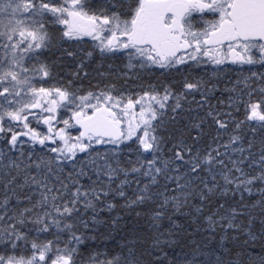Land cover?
Wrapping results in <instances>:
<instances>
[{
	"label": "snow or ice",
	"instance_id": "obj_1",
	"mask_svg": "<svg viewBox=\"0 0 264 264\" xmlns=\"http://www.w3.org/2000/svg\"><path fill=\"white\" fill-rule=\"evenodd\" d=\"M0 264H264V0H0Z\"/></svg>",
	"mask_w": 264,
	"mask_h": 264
},
{
	"label": "trees",
	"instance_id": "obj_2",
	"mask_svg": "<svg viewBox=\"0 0 264 264\" xmlns=\"http://www.w3.org/2000/svg\"><path fill=\"white\" fill-rule=\"evenodd\" d=\"M101 232H104V229H101ZM107 235V234H105ZM119 242V237H116V241L113 242L108 239H104L102 241L97 242H90V248H92L94 251H97L100 253V259L104 260L106 258H111V255H114L116 251H118L117 244ZM105 253H108L106 256Z\"/></svg>",
	"mask_w": 264,
	"mask_h": 264
}]
</instances>
